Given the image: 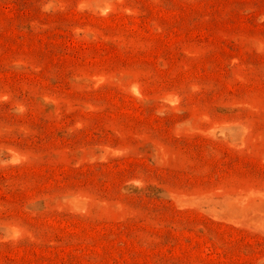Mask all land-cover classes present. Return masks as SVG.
I'll return each instance as SVG.
<instances>
[{
    "label": "rangeland",
    "instance_id": "1",
    "mask_svg": "<svg viewBox=\"0 0 264 264\" xmlns=\"http://www.w3.org/2000/svg\"><path fill=\"white\" fill-rule=\"evenodd\" d=\"M0 264H264V0H0Z\"/></svg>",
    "mask_w": 264,
    "mask_h": 264
}]
</instances>
